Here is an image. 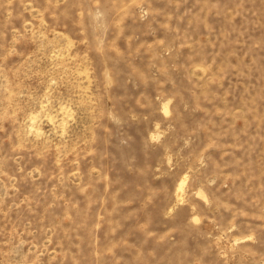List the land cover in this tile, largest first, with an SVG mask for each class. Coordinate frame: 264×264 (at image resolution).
Segmentation results:
<instances>
[{
	"label": "rangeland",
	"instance_id": "374dc122",
	"mask_svg": "<svg viewBox=\"0 0 264 264\" xmlns=\"http://www.w3.org/2000/svg\"><path fill=\"white\" fill-rule=\"evenodd\" d=\"M0 264H264V0H0Z\"/></svg>",
	"mask_w": 264,
	"mask_h": 264
},
{
	"label": "bare ground",
	"instance_id": "6f19581e",
	"mask_svg": "<svg viewBox=\"0 0 264 264\" xmlns=\"http://www.w3.org/2000/svg\"><path fill=\"white\" fill-rule=\"evenodd\" d=\"M64 125V124H63Z\"/></svg>",
	"mask_w": 264,
	"mask_h": 264
}]
</instances>
